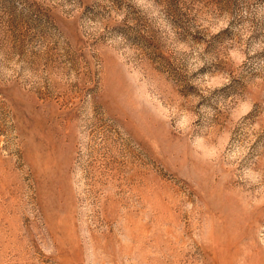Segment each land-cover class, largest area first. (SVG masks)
I'll return each instance as SVG.
<instances>
[{
	"label": "rangeland",
	"instance_id": "1",
	"mask_svg": "<svg viewBox=\"0 0 264 264\" xmlns=\"http://www.w3.org/2000/svg\"><path fill=\"white\" fill-rule=\"evenodd\" d=\"M0 264H264V0H0Z\"/></svg>",
	"mask_w": 264,
	"mask_h": 264
}]
</instances>
